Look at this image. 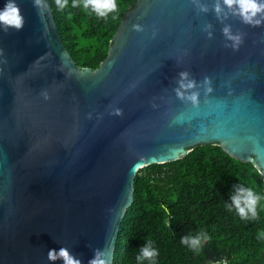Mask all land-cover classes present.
<instances>
[{"label":"water","instance_id":"1","mask_svg":"<svg viewBox=\"0 0 264 264\" xmlns=\"http://www.w3.org/2000/svg\"><path fill=\"white\" fill-rule=\"evenodd\" d=\"M19 2L24 27L0 30V264H63L47 255L61 247L82 264L108 248L115 264L139 170L199 145L264 163V25L218 19L215 0H202L207 13L138 0L94 70L70 56L50 0ZM185 71L196 105L176 94Z\"/></svg>","mask_w":264,"mask_h":264},{"label":"trees","instance_id":"2","mask_svg":"<svg viewBox=\"0 0 264 264\" xmlns=\"http://www.w3.org/2000/svg\"><path fill=\"white\" fill-rule=\"evenodd\" d=\"M137 1L118 0V19L105 21L72 8L71 0L63 11L50 0L63 44L79 67L96 70L107 59L113 37ZM250 164L220 146L199 145L181 160L139 170L115 264H137L135 257L147 240L160 251L157 264H264V241L256 239L264 229V212L256 221H243L225 207L241 180L255 181L257 190L264 191V176L252 174ZM202 229L212 239L199 253L180 243L183 236Z\"/></svg>","mask_w":264,"mask_h":264},{"label":"clouds","instance_id":"3","mask_svg":"<svg viewBox=\"0 0 264 264\" xmlns=\"http://www.w3.org/2000/svg\"><path fill=\"white\" fill-rule=\"evenodd\" d=\"M194 3L197 4L201 12L207 13L209 11L208 5L202 0H194ZM33 5L38 10H42L47 7V0H33ZM55 7L57 10L63 11L69 7V0H55ZM71 7L79 8L88 16H95L105 21L117 20L121 11L118 0H71ZM212 10L218 19H226L231 14L238 16L243 23L253 26L264 25V0H215L212 4ZM24 24L25 17L19 0H4L3 7H0V30L5 32L10 29L21 30ZM207 27L211 28L212 26L208 25ZM133 28L137 31L143 30L138 24L133 25ZM223 32L226 38L232 41L231 46L233 48H238L242 43L243 36L234 34L230 24H225ZM211 35L212 33L209 32V36ZM178 84L177 96L182 100L190 101L193 105L198 104L197 81L191 78L189 72L180 73ZM204 85L208 92L212 91L208 78H205ZM116 114H120L119 109L116 110ZM250 168L252 174L264 176V163H252ZM230 199L231 203H225L227 211H234L243 221H256L260 217V213L264 212V191L257 190L255 181L246 183L241 180L238 185L234 186V192ZM211 239L212 236L209 232L202 229L183 236L180 243L192 252L199 253L203 243ZM256 239L264 241V229L256 233ZM47 255L52 262L60 260L63 264H82L81 259L72 254L67 247H61L58 250L49 249ZM110 255L108 248L96 249L93 258L89 260V264H111ZM159 255V249L153 246L151 240H147L135 259L137 264H144L145 261L148 264H157Z\"/></svg>","mask_w":264,"mask_h":264}]
</instances>
